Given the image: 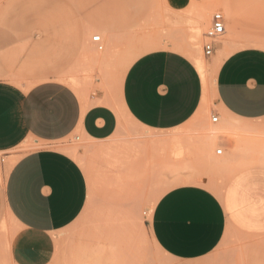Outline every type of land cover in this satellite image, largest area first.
<instances>
[{"label": "rangeland", "instance_id": "obj_1", "mask_svg": "<svg viewBox=\"0 0 264 264\" xmlns=\"http://www.w3.org/2000/svg\"><path fill=\"white\" fill-rule=\"evenodd\" d=\"M228 5L236 12L237 26ZM216 12L224 17L225 31L206 58L202 46ZM196 29L200 32L194 40ZM99 32L103 38L92 42ZM114 39L118 47L112 49L107 45ZM146 47L150 52L174 47L173 52L182 56L200 51L207 67L202 115L196 112L185 125L168 133L164 142L160 135L133 123L119 102L123 77L143 52L150 53ZM245 47L264 48V0H0V80L22 90L44 81L59 82L58 78L74 80L76 88L65 82L66 86L85 108L106 105L119 118L118 131L105 142L88 140L75 131L54 144L27 143L0 154V175L23 154L48 147L69 153L84 171L87 203L66 230L54 264H169L150 234L152 210L163 193L181 184H198L219 194L240 166H264V130L223 134L222 140L234 150L249 148L229 169L210 168L196 149L201 128L226 118L208 97L217 74L213 63L220 60L222 64ZM212 116L218 117L216 123ZM216 149L224 154L221 144ZM170 161L177 164L167 167L173 176L165 170ZM16 229L2 215L0 264H11L8 241ZM251 243L228 228L206 263L247 264Z\"/></svg>", "mask_w": 264, "mask_h": 264}, {"label": "crops", "instance_id": "obj_2", "mask_svg": "<svg viewBox=\"0 0 264 264\" xmlns=\"http://www.w3.org/2000/svg\"><path fill=\"white\" fill-rule=\"evenodd\" d=\"M229 10L237 26L236 12L231 6ZM58 81L22 90L0 80V154L27 143L54 144L75 131L94 142L116 134L119 118L114 109L102 104L85 108L66 86L71 83ZM202 95L194 65L179 53L158 50L140 56L127 69L119 102L133 123L164 142L197 112ZM208 97L223 117L245 123L248 133L264 130V48L245 47L229 55ZM220 144V158L231 166L237 163L240 158L231 143ZM172 165L177 166L170 161L165 170L173 176L167 168ZM87 198L84 171L64 152L48 147L19 157L0 175V221L7 216L17 228L8 241L10 263L54 264L66 230L82 214ZM228 228L253 241L246 250L247 264H264V166H240L219 194L198 184L175 186L158 199L150 222L151 237L169 264H207Z\"/></svg>", "mask_w": 264, "mask_h": 264}, {"label": "bare ground", "instance_id": "obj_3", "mask_svg": "<svg viewBox=\"0 0 264 264\" xmlns=\"http://www.w3.org/2000/svg\"><path fill=\"white\" fill-rule=\"evenodd\" d=\"M199 13V12H198ZM195 32V34H193V38H194V40H197V38H198V32H200L199 30H195L194 31ZM102 36V35H101ZM95 37H99V38H101L100 37V35H94V36H92V38H91V40H92V42H94V38ZM192 42H194L193 40H192ZM225 42V41H224ZM230 42V41H229ZM95 43V42H94ZM227 44V43H226ZM226 44H224L223 43V45H226ZM230 44V43H229ZM228 44V45H229ZM232 44V43H231ZM230 44V45H231ZM227 45V46H228ZM234 45V44H233ZM232 45V46H233ZM236 45V44H235ZM108 47H110V48H112V49H115V48H117L118 47V45L116 44V41H115V39L114 40H112L111 42H110V44L109 45H107ZM163 46V45H162ZM193 46L194 45H192V46H190V48L193 50L194 48H193ZM164 47V46H163ZM170 47H168V49H169ZM101 49H102V47H101ZM146 50L145 51H147V47L145 48ZM164 48H162V50H163ZM167 49V48H166ZM167 49V50H168ZM173 49H174V47H172L171 48V50L173 51ZM176 49V48H175ZM98 50H99V47H98ZM150 50L152 51V49L150 48ZM157 50V49H156ZM148 51H149V49H148ZM147 51V52H148ZM86 52L88 53V52H90V47H89V45L87 44V46H86ZM150 52V51H149ZM175 52V51H174ZM145 54V52H143V55ZM137 55V54H136ZM185 58H187L193 65H194V67L197 69V71H198V73H199V75H200V78H201V80H202V85H203V95H202V100H201V104H200V107H199V109L197 110V115L199 116V115H202V108H203V105H204V103H205V101H206V98H205V93H204V91L206 90L205 88H206V86H205V84H204V77H205V72L207 71L206 69H207V67H206V65H205V63H204V61H203V58H202V56H201V52L200 51H192V53L190 54L189 53V55H186V56H184ZM134 60V59H133ZM223 61H224V59H223ZM132 62V61H131ZM133 63V62H132ZM213 65H215V71L216 72H218V70H219V68H220V65H221V62H220V60H215V62L213 63ZM212 65V66H213ZM211 69H212V67H211ZM70 81H72V80H70ZM69 81V83H71ZM73 83V84H72ZM72 83H71V85H74V84H76V83H74L73 81H72ZM75 86V85H74ZM204 86H205V88H204ZM205 89V90H204ZM202 93V92H201ZM212 118H213V116H212ZM212 118H211V120H212ZM201 126H202V124H201ZM198 127V126H197ZM247 131H249V127L247 126V125H245V123L244 124H241L239 121H235L234 119H229V118H222V120H221V123H219V124H216V125H209V124H206L205 126H204V128H201V130H200V132H199V135H198V138H197V150H198V153L202 156V159H203V161L205 162V164L207 165V166H209L210 168H213V169H220V167H222V168H225V169H227L229 166H230V163H229V161L228 160H224V159H222V158H220V157H218L217 156V154H216V151L218 150V149H216L215 150V152L213 151V148H214V146H217V145H219L220 144V141L222 140V137H223V134H237V133H244V132H247ZM82 135L86 138V139H89L88 137H86L83 133H82ZM153 140H151L150 142H152ZM154 142V141H153ZM177 142V141H176ZM176 142H174V143H176ZM156 143V142H155ZM176 145V144H175ZM195 147V146H194ZM246 148H248V147H246ZM242 149V148H238V150H234L235 151V155H241L242 153H244V152H247L248 150H249V148L248 149ZM196 150V151H197ZM140 153H141V151H139ZM213 152H214V154H213ZM249 152V151H248ZM247 152V153H248ZM105 153V152H104ZM181 154V151L180 150H177L176 151V155L177 156H179ZM67 155L69 156V153H67ZM234 155V156H235ZM175 157V156H174ZM236 158L237 157H234V159H235V161H236ZM234 162V161H233ZM262 165H264L263 163H262ZM229 169V168H228Z\"/></svg>", "mask_w": 264, "mask_h": 264}, {"label": "built area", "instance_id": "obj_4", "mask_svg": "<svg viewBox=\"0 0 264 264\" xmlns=\"http://www.w3.org/2000/svg\"><path fill=\"white\" fill-rule=\"evenodd\" d=\"M225 31V20L223 15L220 12H216L212 15L209 27L205 33L206 41L203 43L202 51L203 55L208 58L214 53V47H215V40L223 34ZM95 43L100 42L99 37L94 38ZM101 49V47H99ZM213 123H216L218 121L217 116H213L212 120ZM222 149H218L216 151L217 155H221Z\"/></svg>", "mask_w": 264, "mask_h": 264}]
</instances>
